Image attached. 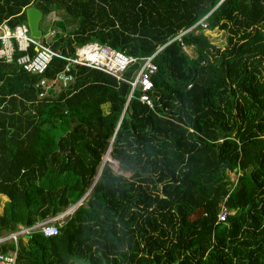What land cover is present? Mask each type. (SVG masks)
Listing matches in <instances>:
<instances>
[{
  "label": "trees",
  "instance_id": "1",
  "mask_svg": "<svg viewBox=\"0 0 264 264\" xmlns=\"http://www.w3.org/2000/svg\"><path fill=\"white\" fill-rule=\"evenodd\" d=\"M29 7L41 36L54 18L52 42L36 40L62 56L90 41L156 52L152 105L78 64L38 98V80L66 62L36 75L16 64L22 53L0 60V236L62 214L56 235L33 230L0 253L16 250L15 264H264V0H0V25L26 26ZM213 29L225 46L208 40ZM115 157L137 171L114 173Z\"/></svg>",
  "mask_w": 264,
  "mask_h": 264
},
{
  "label": "built area",
  "instance_id": "2",
  "mask_svg": "<svg viewBox=\"0 0 264 264\" xmlns=\"http://www.w3.org/2000/svg\"><path fill=\"white\" fill-rule=\"evenodd\" d=\"M202 20L198 23L205 27ZM30 45L34 46L35 53L33 56L27 54ZM15 51L22 53L15 59L16 64L29 74L39 75L44 73L52 57L63 59L66 62L63 70L56 74L54 79L45 80L40 78L38 80L36 83V87L39 89L38 98L45 96L50 89L67 85L72 79L68 73L70 66L78 64L101 71L113 77L117 82H127L129 85L128 99L134 90H138L141 93L138 100L148 107L152 105L150 95L152 89L151 76L156 71V66L153 63L156 52L148 56L135 57L127 55L123 51L114 50L105 44L90 41L75 47L74 58L65 57L31 37L25 25H17L11 30L2 23L0 25V60L11 62ZM136 63L139 65L138 69L125 80L123 73L130 65ZM229 213L221 208L216 216L217 222H225V218ZM61 215L46 217L30 227L18 226L13 232L0 236V245L4 242L15 243L19 237L33 230H37L44 237L54 236L62 223ZM15 257L16 250L8 251L5 254L0 253V264H15Z\"/></svg>",
  "mask_w": 264,
  "mask_h": 264
},
{
  "label": "rangeland",
  "instance_id": "3",
  "mask_svg": "<svg viewBox=\"0 0 264 264\" xmlns=\"http://www.w3.org/2000/svg\"><path fill=\"white\" fill-rule=\"evenodd\" d=\"M53 20H54V18L51 17V16H49V17H46L44 20H42V22L40 23V24H41V27H40L41 30L45 28L46 31H47L46 34H49V35L44 34V35H46V36L42 35V37L39 39V41H40L41 43L44 42V43H46V44H49L50 42H52V40H53L52 34H53L54 32L57 31L56 28H54V27H52V26L50 25V24H51V21H53ZM204 34L208 36V40H209L213 45H215L216 47H223V46H225V44H226V37H227V34H226L225 32L220 31V30H218V29H213L212 31L205 30V31H204ZM183 51H184L189 57H194V53H193V51H192L190 48H183ZM102 110L105 112V108H104V107H102ZM107 160H108V154H105V155L103 156V161L105 162V161H107ZM110 163H111V164H109V167H110V169H111L114 173L119 174V175H122V176H124V177H129V175H130L131 172L125 171V170H123V169H120V168H118L117 166L114 167L115 164H114V166H113V162H111V161H110ZM226 175H227V177L229 178V180H232V179H235V178H236V176H235L233 173H231V172H226ZM90 190H91V189H90ZM90 190H89V191H90ZM89 191L87 192V194H86L83 198H86V196L88 195ZM3 201H4V200L0 197V213H1V205H2ZM83 202H84V199L82 200V202H81L80 204H82ZM68 210H71V209L68 208ZM63 212H65V211H63ZM68 216H69V215H68ZM66 217H67V216H66ZM66 217H63V220H64Z\"/></svg>",
  "mask_w": 264,
  "mask_h": 264
},
{
  "label": "water",
  "instance_id": "4",
  "mask_svg": "<svg viewBox=\"0 0 264 264\" xmlns=\"http://www.w3.org/2000/svg\"><path fill=\"white\" fill-rule=\"evenodd\" d=\"M25 17H26V26H27V30H28L29 35L35 39L41 38L42 37L41 31L38 28V23H39V20L41 18L40 12L33 7H29L25 10ZM46 35H44V36H46ZM226 135H227V133L220 131V139H222ZM108 150H109V146H108L106 152H108ZM113 163L115 164V166H117L118 164L123 165L127 169L128 172L137 171V167H135L133 165V162L127 163L126 161L121 160L119 157H115L113 159ZM103 164H104V161L102 160L101 164L99 166L98 174L101 171ZM138 173L140 175H145V173H141L140 171H138ZM93 184L94 183H92L90 185L89 189L85 192V194L91 189ZM113 190L116 192L117 197L120 199L121 198L120 190L118 188H113ZM80 200H82V199L80 198ZM79 201H77L76 204H78ZM68 259L73 261L74 264H90L88 257L86 259L82 260V259L76 258L74 255L68 254ZM102 264H104V262H102Z\"/></svg>",
  "mask_w": 264,
  "mask_h": 264
},
{
  "label": "clouds",
  "instance_id": "5",
  "mask_svg": "<svg viewBox=\"0 0 264 264\" xmlns=\"http://www.w3.org/2000/svg\"><path fill=\"white\" fill-rule=\"evenodd\" d=\"M86 194H87V193H86ZM86 194H85V195H86ZM85 195H83V197H84ZM83 197H82V200L84 199ZM82 200H80L79 202H82Z\"/></svg>",
  "mask_w": 264,
  "mask_h": 264
},
{
  "label": "bare ground",
  "instance_id": "6",
  "mask_svg": "<svg viewBox=\"0 0 264 264\" xmlns=\"http://www.w3.org/2000/svg\"><path fill=\"white\" fill-rule=\"evenodd\" d=\"M109 152V151H108ZM103 160V159H102ZM111 164V163H110ZM114 164V163H113ZM114 167H116V166H114ZM98 178V177H97Z\"/></svg>",
  "mask_w": 264,
  "mask_h": 264
},
{
  "label": "crops",
  "instance_id": "7",
  "mask_svg": "<svg viewBox=\"0 0 264 264\" xmlns=\"http://www.w3.org/2000/svg\"><path fill=\"white\" fill-rule=\"evenodd\" d=\"M47 35H49V34H47Z\"/></svg>",
  "mask_w": 264,
  "mask_h": 264
},
{
  "label": "flooded vegetation",
  "instance_id": "8",
  "mask_svg": "<svg viewBox=\"0 0 264 264\" xmlns=\"http://www.w3.org/2000/svg\"><path fill=\"white\" fill-rule=\"evenodd\" d=\"M71 261V260H70Z\"/></svg>",
  "mask_w": 264,
  "mask_h": 264
}]
</instances>
